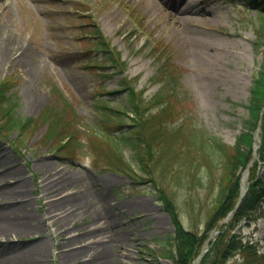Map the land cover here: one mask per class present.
<instances>
[{
  "label": "rangeland",
  "instance_id": "1",
  "mask_svg": "<svg viewBox=\"0 0 264 264\" xmlns=\"http://www.w3.org/2000/svg\"><path fill=\"white\" fill-rule=\"evenodd\" d=\"M189 2L156 0L153 9L144 0H0V84L7 85L2 87L7 88L2 97L16 95L17 115L23 123L30 121L24 138L21 129L0 123V150L26 169L33 187L31 212L38 217L47 216L39 182L46 176L45 169L38 167L41 159L61 172L85 178L84 186L70 188L74 192L83 189L84 201L69 218L71 233H77L93 215L100 213L103 220L107 213L114 219L107 230L114 243L119 240L127 247L130 254L123 257L132 264H173L177 258L176 224L155 194L156 182L172 197L183 228L202 238L190 264H200L197 258L209 250L210 240L215 241L221 227L227 228L226 235L242 234L244 241L264 238V211L250 222L245 218L227 226L232 218L228 214L208 232L221 191L229 183L223 177L226 156L221 149L209 146L207 157L185 150L178 158L172 155L185 142L180 135L158 139L161 144H155L154 149L164 145L163 151H169L177 170L167 168V156L163 155L151 174L138 167L131 148L123 145L124 156L132 162L125 169L136 175V180L110 166L101 155V148L108 149V143L100 134L118 132L120 120L110 108L121 109L126 104V93L116 92L121 80L138 78L137 91L143 90L147 98L165 87L152 81L157 68L152 55L155 51H167L170 68L178 77L171 114L159 117L165 126H178L186 118L188 124L228 146L244 130L251 84L264 62L260 38L264 15L256 8L257 3L264 7V0H196L194 12L184 11ZM190 14L195 17L191 22L178 19ZM199 34L205 40L192 39ZM15 37L21 41L18 58L7 61L6 42ZM102 38L109 44L106 50L99 46ZM24 48L28 49L26 59L20 54ZM115 52L122 55L121 67L114 68L110 53ZM28 60H33L37 72L27 65ZM105 111L112 115H105ZM120 113L125 124L133 123L131 112ZM65 121L69 132L83 142L82 151L69 153L59 142L63 133L58 131ZM261 143L259 128L255 132V158H259ZM3 168L0 163V171ZM257 174L264 175L263 161ZM60 190L55 187L50 194ZM140 201L147 208L138 206ZM48 228L44 231L49 240L46 260L58 264V238L48 236ZM34 239L26 234L15 236L23 245ZM261 248L264 252V240ZM112 249L115 251V244ZM225 264L246 262L238 251Z\"/></svg>",
  "mask_w": 264,
  "mask_h": 264
},
{
  "label": "trees",
  "instance_id": "2",
  "mask_svg": "<svg viewBox=\"0 0 264 264\" xmlns=\"http://www.w3.org/2000/svg\"><path fill=\"white\" fill-rule=\"evenodd\" d=\"M252 1V0H248ZM258 2V0H257ZM256 7L264 15L263 3H257ZM261 40L264 45V20L262 21ZM107 40L102 38L99 46L104 50L107 49ZM167 51L153 52L152 55L157 59L156 72L152 78L153 82H161L165 87L160 89L150 98L144 96V91H137L138 78H123L120 83V89L116 92L126 93V104L121 109L119 107L110 108L117 112V118L120 120L117 125L116 133L100 134L105 137L108 143L107 147L101 148V155L105 156L107 163L119 171L129 174L132 179L136 180V175L129 173L125 168L131 166V160L127 159L122 151L123 145H128L132 150V157L136 160L138 167L147 173L153 174V165L158 162L159 157L167 156L166 165L171 171H176L175 163L169 151H163V146L154 149L155 144L160 146L161 139H171L172 135H180L185 142L180 145L179 150H175L172 155L181 158L185 154V150L198 156H210L209 146L216 147L224 151L225 161V178H227L228 186L222 189L218 205L208 222V232L215 227L221 218L226 217L234 210L232 218L225 225H231L245 218L250 222L256 219L257 214L264 211V175L257 174V167L260 162H264V62L261 68L255 74L250 88V97L248 103V117L245 119L244 130L237 136L236 142L232 146H228L216 136L210 135L204 130L197 129L188 120L183 117V122L175 127L165 126L159 117L162 114H171L172 100L171 97L176 93L178 77L175 70H171ZM111 60L115 63L114 68L123 66L122 55L120 52L110 53ZM7 85L0 84V123L8 124L9 127L21 129L23 138L27 133L30 121L23 123L17 115V98L16 95H9L3 98ZM3 91V92H2ZM104 104V101H103ZM157 107V111L154 108ZM123 109V110H122ZM131 112V120L133 123L125 124L120 112ZM170 111V112H169ZM105 115L111 116L112 113L105 111ZM64 128L58 132L63 133L59 138V142L64 143L67 152L75 153L82 151L84 144L77 136L72 135L70 126L67 122L62 123ZM261 127L262 143L258 150L259 158L254 157L255 132ZM98 132V131H97ZM107 135V136H105ZM161 135L160 137H158ZM74 136V138H73ZM22 140V139H21ZM172 149L173 146H169ZM229 148L230 151H227ZM65 150V151H66ZM70 153V152H69ZM155 157V158H154ZM159 158V159H160ZM252 162V164H251ZM249 167L250 169V186L248 193L243 197L242 202L236 207L240 198V186L243 172ZM130 168V167H129ZM126 170V171H125ZM156 181V179H154ZM157 198L161 199L165 208L176 224V231L173 238L175 240V250L177 258L173 264H190L198 253L197 245L201 242V237L193 232H189L181 225L175 206L172 203V197L167 194L166 188L156 182ZM159 192V193H158ZM227 228L221 227L220 232L215 241L210 240V248L201 258L200 264H225L228 258L238 251L243 255L246 264H264V253L258 251V247L251 240L244 241V236L238 233L227 234ZM208 237V236H207ZM207 237H204L206 239ZM162 241V239H160ZM160 242V241H159ZM165 245V243L160 242ZM166 247V246H165ZM164 255L166 252L164 251Z\"/></svg>",
  "mask_w": 264,
  "mask_h": 264
},
{
  "label": "bare ground",
  "instance_id": "3",
  "mask_svg": "<svg viewBox=\"0 0 264 264\" xmlns=\"http://www.w3.org/2000/svg\"><path fill=\"white\" fill-rule=\"evenodd\" d=\"M146 5L155 9L156 0H144ZM183 7L184 11L194 12L193 2ZM194 16L185 15L178 18L181 23L191 22ZM191 36V35H190ZM192 39L205 40L202 35H192ZM6 42V60L14 61L18 58L17 47L21 41L17 37ZM204 46V44H203ZM206 47V46H205ZM208 47V46H207ZM23 47H21L22 49ZM28 49L20 53L26 55ZM194 50H197L194 48ZM4 51V52H5ZM26 59V57H24ZM28 66L32 71L37 72L36 66L32 65L33 60H28ZM14 160H9L8 155L0 150V163L3 170L0 171V264H50L48 259L49 240L44 234L48 225L50 237L58 238L59 249L56 253L58 264H132V262L123 256L129 255L126 246L118 242H113L112 233L107 230L114 219L107 213L104 214L103 220L99 214H95L86 225L78 229L77 233H71L69 218L77 209L84 205L83 189L71 191L72 185L86 184L85 178L80 175H70L57 170L51 163L45 159L38 162L39 168H44L46 176L40 178L42 187L41 199L45 201L46 220L44 216H35L31 212L30 192H32V180L26 175V169L19 163L15 165ZM14 165H10V164ZM241 179L240 197L243 198L250 186V169L244 171ZM54 177V179H53ZM55 187H60L58 193L50 194ZM138 206L146 207L143 201L137 202ZM106 231H109L107 234ZM26 234L36 238L28 245H23L15 241V236ZM115 244V251L112 249ZM66 247V248H65ZM110 253V255H109ZM201 260L199 256L197 258Z\"/></svg>",
  "mask_w": 264,
  "mask_h": 264
}]
</instances>
